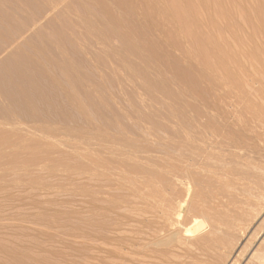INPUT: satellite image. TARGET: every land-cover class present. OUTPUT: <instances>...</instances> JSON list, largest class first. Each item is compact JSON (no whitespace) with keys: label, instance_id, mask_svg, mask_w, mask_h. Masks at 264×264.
Here are the masks:
<instances>
[{"label":"rangeland","instance_id":"obj_1","mask_svg":"<svg viewBox=\"0 0 264 264\" xmlns=\"http://www.w3.org/2000/svg\"><path fill=\"white\" fill-rule=\"evenodd\" d=\"M0 10V66L55 69L2 103L0 264H264V0Z\"/></svg>","mask_w":264,"mask_h":264},{"label":"bare ground","instance_id":"obj_2","mask_svg":"<svg viewBox=\"0 0 264 264\" xmlns=\"http://www.w3.org/2000/svg\"><path fill=\"white\" fill-rule=\"evenodd\" d=\"M3 1V0H2ZM3 3V2H2ZM1 11V10H0ZM2 44V43H1ZM44 48V49H43ZM46 47H43L41 48L40 47H34V48H31L29 51H26V52H20L16 57H14L12 60H9L8 62H5L3 64H1L0 66V103L2 104L3 102H10L11 104H15V105H19L21 107H23V109H26V110H30L32 112H34L35 110V104L33 102V100L31 99V96H30V92H31V88L35 87L36 83H37V78L39 77H52L51 74H53V70H55L53 68L52 71L49 70L48 66L44 65L41 60L43 58H46L48 55H47V51L45 49ZM1 49V48H0ZM22 50V49H21ZM20 50V51H21ZM23 51V50H22ZM48 58V57H47ZM58 64V63H57ZM60 69V68H59ZM72 69V68H71ZM58 70V69H57ZM63 70V69H62ZM61 71V70H60ZM59 71V72H60ZM67 71V70H66ZM53 72V73H52ZM63 71H61L62 73ZM66 72H64L65 74ZM73 75V74H72ZM56 76V75H54ZM57 77V76H56ZM53 79V78H51ZM49 79V82L50 80ZM58 78H56L57 80ZM43 80V79H41ZM45 80V79H44ZM60 81V80H59ZM59 81L57 82V84L59 83ZM53 84V82H52ZM56 84V83H55ZM52 86V85H51ZM38 88V87H37ZM73 95V94H72ZM73 97V96H71ZM74 102V101H73ZM72 102V103H73ZM0 104V105H1ZM73 104H76V103H73ZM5 104H2L0 106V117L3 118V120L5 119V117H9L10 116V111L11 109L10 108H7L6 106H4ZM8 106V105H7ZM37 106V105H36ZM35 116L34 115H31L30 118H34ZM21 119V117H20ZM29 120V119H28ZM18 123V122H17ZM39 123V122H38ZM17 125H20V123H18ZM17 125H15L17 127ZM29 125V124H28ZM27 125V126H28ZM32 125V124H31ZM42 125V124H41ZM2 126V125H1ZM14 126V127H15ZM24 126V125H23ZM22 126V127H23ZM27 126H24L25 128H27ZM15 127V128H16ZM21 127V125H20ZM50 128V127H49ZM45 129V128H43ZM65 129V128H64ZM32 131V129H29ZM46 130V129H45ZM48 130V129H47ZM36 130H34L33 132H35ZM40 132V131H37V133ZM36 133V132H35ZM41 133V132H40ZM39 133V134H40ZM63 133V132H62ZM44 134V133H43ZM46 135V134H45ZM48 136V135H46ZM47 139L50 138V137H46ZM183 159V158H181ZM185 161V159H184ZM183 161V162H184ZM133 162V161H132ZM190 167V166H189ZM203 170V169H202ZM206 171V170H205ZM208 172V171H207ZM168 173V172H167ZM187 173V172H186ZM169 174V173H168ZM172 174V173H171ZM214 174V173H213ZM188 175V174H187ZM178 179V178H177ZM191 212V211H190ZM166 220V219H165ZM205 225H208L209 224L207 223V221L205 219H201L200 217H194L192 222H191V225L189 228L186 229L185 233L187 234L188 237H195L196 233H198L199 231H202L203 229H205ZM156 228V227H155ZM160 228V227H159ZM164 228V227H163ZM162 228V231H164L165 233L167 232V229H163ZM184 229V228H183ZM156 231V229H154ZM209 230V229H208ZM207 230V231H208ZM160 232V233H161ZM184 232V231H183ZM154 233V232H153ZM168 233V232H167ZM166 233V234H167ZM170 233V232H169ZM168 233V234H169ZM172 233V232H171ZM156 234V233H155ZM173 234V233H172ZM176 234V233H175ZM203 234V232H202ZM162 235V234H161ZM171 235V234H170ZM163 236V235H162ZM166 236V235H165ZM186 236V237H187ZM199 236V235H198ZM196 236V237H198ZM167 238H170V237H167ZM163 240V239H162ZM169 240V239H168ZM161 241V240H160ZM142 242H143V239H142ZM146 242V241H144ZM148 242V241H147ZM146 242V243H147ZM149 243V242H148ZM154 243V242H153ZM121 244V243H120ZM130 244V243H129ZM105 245H108V244H105ZM125 245V244H124ZM104 246V244H103ZM113 246V244H112ZM110 245V247H112ZM117 246V245H116ZM115 246V247H116ZM109 247V246H108ZM107 247V248H108ZM119 247H122L123 246H119ZM113 248V247H112ZM125 248V247H124ZM121 249V250H125V249ZM131 248V246H130ZM106 249V248H105ZM116 249V248H114ZM128 251V250H126ZM131 251V250H130ZM122 252V251H120ZM103 254H105V251H103ZM102 254V255H103ZM126 254V253H125ZM107 255V254H106ZM121 255V254H120ZM139 255V254H138ZM141 255V254H140ZM205 255V254H204ZM110 256V255H108ZM142 256V255H141ZM144 256V254H143ZM202 256V255H201ZM200 256V257H201ZM113 257V256H112ZM140 257V256H139ZM147 257V254L146 256ZM141 258L144 260V258ZM203 257V256H202ZM136 258L137 255H136ZM198 258V257H197ZM196 258V259H197ZM205 258V257H203ZM120 260V263L122 264L123 262L122 259L123 258H119ZM127 259V258H125ZM148 259V258H147ZM145 259V260H147ZM201 259V258H200ZM206 259H208V257H206ZM205 259V260H206ZM93 260V259H92ZM96 260H101L100 259H97ZM114 260V258L112 259ZM117 260H118V257H117ZM130 260V259H129ZM198 260V259H197ZM205 260H203L204 262H206ZM89 261V260H88ZM108 261L113 263L114 261H110L109 257H108ZM126 261V260H125ZM124 261V262H125ZM193 261V260H192ZM91 262H94V261H91ZM90 262V264H91ZM99 262V263H98ZM97 263L100 264L101 262L98 261ZM118 263V261H115ZM196 262V260H195ZM199 263H201L200 261H198ZM127 264L131 263V262H126ZM94 264V263H93ZM115 264V263H114ZM124 264V263H123ZM131 264H134L133 262ZM143 264V263H141ZM204 264V263H203Z\"/></svg>","mask_w":264,"mask_h":264}]
</instances>
